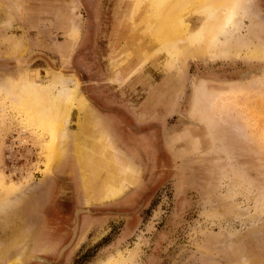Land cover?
Instances as JSON below:
<instances>
[{
  "label": "rangeland",
  "instance_id": "obj_1",
  "mask_svg": "<svg viewBox=\"0 0 264 264\" xmlns=\"http://www.w3.org/2000/svg\"><path fill=\"white\" fill-rule=\"evenodd\" d=\"M141 1L0 0V264H264V0L181 63Z\"/></svg>",
  "mask_w": 264,
  "mask_h": 264
},
{
  "label": "bare ground",
  "instance_id": "obj_2",
  "mask_svg": "<svg viewBox=\"0 0 264 264\" xmlns=\"http://www.w3.org/2000/svg\"><path fill=\"white\" fill-rule=\"evenodd\" d=\"M140 1L141 0H136L135 3L138 4L140 3ZM149 5L152 11V17H151L152 25L150 29V35H151L150 37H152L155 41L159 43L165 44L170 42L171 44H177L178 48L173 54L174 55L173 57H175L173 59L180 63L181 61H185L186 57L189 54L207 55L209 52L212 53V51L214 50L215 51L219 50L217 48H219L220 45L224 43L223 42L224 40L221 41L220 38H225L226 36L232 35L234 32L236 33L239 30L238 27L240 24L239 21L247 17L250 14V9H251L249 4L246 3V0H149ZM195 10L204 13L205 18L202 22L201 33L199 35H196V37L194 38H188V36L186 35V26L184 24V19L190 12ZM225 41L227 45L226 38ZM194 44H198L199 46L196 48H191V45ZM232 49L235 48L233 47ZM253 56H258L259 58L264 59V51L260 49L258 50V52L257 51L254 52V54H252V57ZM242 75L247 76L245 74ZM52 87H54V85H52ZM42 89L43 90L41 91L38 90V91L41 92L43 96H46L51 90V88H45V87ZM65 90L67 95L64 96ZM36 93L37 92H35V94ZM74 95H75L74 89H70V88L66 89L63 86H61L59 92L57 91V95L56 96L53 95L55 97L54 102L52 101L53 103L48 108H45L47 107L45 106L46 104L44 105L45 102L43 104L42 103L38 104V103L41 102L43 99H44L43 101L48 100L47 101L48 103L50 97L43 99L41 98L42 100L40 101L38 99V100H34L35 102L34 101L31 102L33 104L35 103L34 107L36 108L39 105H44V108L42 107L43 109L40 110V115L39 114H35V115H39L40 117H42L41 120L43 118H46L47 121H49L47 123H49L52 126L59 125L62 122L64 123L65 121H67L70 112L68 107L72 105L74 101ZM40 107L41 106H39V108ZM37 111L39 112V110ZM122 190L124 189H122L120 185H118L117 187L110 186L109 192L111 194H115V192L117 191L118 193L119 192L121 193ZM75 232L76 231L74 229V233ZM31 258L35 259L33 257Z\"/></svg>",
  "mask_w": 264,
  "mask_h": 264
},
{
  "label": "water",
  "instance_id": "obj_3",
  "mask_svg": "<svg viewBox=\"0 0 264 264\" xmlns=\"http://www.w3.org/2000/svg\"><path fill=\"white\" fill-rule=\"evenodd\" d=\"M263 69V68H262ZM257 70V69H256ZM258 72H263V70H261V69H259V71ZM257 72V73H258ZM252 75H254V73H251V74H249V75H247V76H243L242 74L241 75H239V77H241V78H247L248 76H252ZM82 212H84V210H81V209H78V210H76V212H75V218L76 219H78V215H79V213H82ZM76 228H77V221H76V223H75V226H74V228L72 229V237H71V239L69 240V242L65 245V246H63L61 249H60V251H59V253H58V259L59 258H61V256H62V254H63V252L70 246V244L72 243V241H73V239H74V237H75V233H74V229H75V231H76ZM33 258H35V259H28L29 261L28 262H30V261H36V262H40V263H48V261L45 259V258H41V257H38V256H35V257H33Z\"/></svg>",
  "mask_w": 264,
  "mask_h": 264
},
{
  "label": "flooded vegetation",
  "instance_id": "obj_4",
  "mask_svg": "<svg viewBox=\"0 0 264 264\" xmlns=\"http://www.w3.org/2000/svg\"><path fill=\"white\" fill-rule=\"evenodd\" d=\"M31 257H35V255H33V256H30L29 258H31ZM29 258H28V259H29Z\"/></svg>",
  "mask_w": 264,
  "mask_h": 264
}]
</instances>
